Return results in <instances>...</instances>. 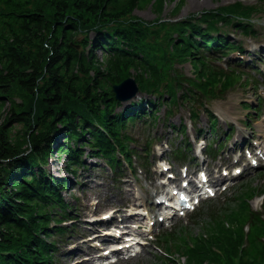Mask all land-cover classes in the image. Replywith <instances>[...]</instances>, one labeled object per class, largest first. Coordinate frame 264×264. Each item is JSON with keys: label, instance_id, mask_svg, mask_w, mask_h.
Returning <instances> with one entry per match:
<instances>
[{"label": "trees", "instance_id": "trees-1", "mask_svg": "<svg viewBox=\"0 0 264 264\" xmlns=\"http://www.w3.org/2000/svg\"><path fill=\"white\" fill-rule=\"evenodd\" d=\"M145 1L0 0V264H55L74 228L63 224L74 217L59 192L71 180L47 172L50 156L63 153L73 175L89 164L85 155L114 169L119 153L129 165L135 120L146 116L151 127L163 102L166 120L180 99L208 101L236 82L205 63L199 48H233L220 26L248 33L258 3L238 0L166 22L134 15ZM155 1L160 10L163 0ZM183 59L197 66L193 77L172 66ZM128 75L148 97L124 106L111 86ZM255 191L242 183L218 207L202 205L193 216L207 209L201 235L179 225L158 236L162 264H180L173 252L186 258L181 264H264V212L249 204Z\"/></svg>", "mask_w": 264, "mask_h": 264}, {"label": "rangeland", "instance_id": "rangeland-1", "mask_svg": "<svg viewBox=\"0 0 264 264\" xmlns=\"http://www.w3.org/2000/svg\"><path fill=\"white\" fill-rule=\"evenodd\" d=\"M235 1L238 0H163L161 9L159 10L155 5V0H146L145 2H141L140 6L135 7L134 15H138L145 20L160 17V19L170 22L176 19H182L191 14L197 16L198 13L204 10H215V8ZM241 1L247 4L258 2L260 7H264V0ZM251 27L254 32H252L251 35H246L241 28L238 29L228 24L227 36L235 42V44L241 46V51L232 52L229 56L223 58L217 53L206 59L212 68H218L219 66L223 69H229V67L239 70L243 69L244 72H241L243 78L223 96L217 98L211 97L206 101L205 97L197 95L196 101H192L194 106L198 109V116L194 121H191V111L187 104H175L171 108L173 113L169 116L168 121H166L167 123L162 122L161 119H156L155 123L149 128L145 126V123L140 119V121H135V123L130 126L129 131L139 139L138 144H135V146H138L139 152L146 153L145 151L147 149H145V144L149 134H151V137L156 136L157 139H161L153 142L152 151L149 153V160L152 163L150 171L146 172L145 170L142 171L137 168V176H133L127 166L124 165L120 167L122 174L119 177V175L110 170L103 159L97 156H90L87 158V160H89V165L85 169L79 168L77 170V177L76 175L74 177L67 171L65 155L63 153L49 159L50 162L46 165L48 173L61 177H69L75 180L74 183L69 186L59 189V192L63 198L65 197L67 201L70 202V206L76 209L74 210L75 220L78 218V220H76V232H72L69 236L65 237L63 239L64 242L59 246L58 253L55 257L56 264H92L90 261L86 262L82 260V258L80 259V256L84 255L82 250L89 247V245L86 244L88 240H85L84 236L81 237L80 233H86L87 236L91 235V230L96 226L93 220L99 218L96 216L99 212H105L116 208H119L120 212H125L127 208L134 211V203L138 205L140 210L144 207V203H146V206L150 207V212H155L157 207H153L151 201L153 197H155V188L157 185H161L160 179H157L161 171L155 164V160L160 158L165 159L166 156L173 159V167L178 169V165L181 164V161H179L177 156L168 154L173 146L172 144H174L176 149V146L179 143H183L182 140L188 136L189 146L186 153L192 156L195 147L194 140L197 139L195 128L200 127L204 132V136L198 137L206 136L209 138V111H212L218 116L219 127L223 126V129H226L225 127L228 123H233L234 125L231 129V136L224 141V145H226L225 150L223 151L222 149L217 157L212 160L214 167H211V173L221 175V173L217 171L218 164L225 161L223 159L225 156H230V154L233 153L236 145H238L237 140L241 141L239 138L248 135L249 138L255 137V140H257L258 137L260 140L264 139V127H260V123L264 118V67L258 69L253 68L254 66H260L264 56V47H258L260 44L264 43V12L261 11L260 13L254 14ZM221 28L224 29L223 26H221ZM95 53L97 56L102 57L100 51L96 50ZM252 58L254 59L252 60ZM238 60L239 62H241V60L243 61L241 65L237 64ZM249 60H252V63L245 65ZM236 65H238V68ZM172 66L177 72L187 76H194L192 75L195 73L193 70L197 68V66L194 67L191 64L189 59L175 61ZM244 80L246 83H244ZM139 96L147 97L145 93H139V95L133 99H137ZM244 100H247L252 106L258 105L259 112L254 111L249 114L247 110L241 107V103ZM128 103L129 101L125 104ZM165 109L166 105L164 103L158 106L157 114L159 118L163 117ZM247 114H249V118H246ZM244 120L249 121V123H246ZM181 123L185 124V131L183 132L178 128ZM203 157H205V155H203ZM189 161L190 159H188L187 163ZM229 162L233 163L234 160L229 159ZM134 166H138L136 161H134ZM240 175H242V177H249L252 186L264 190V166H262L260 172H255V169L248 168L244 170V175L243 173ZM217 193H220V190ZM215 203L219 205L217 202ZM250 203L253 208L262 209V198H260V195H255L250 200ZM203 212L204 213L195 221L191 219L190 222L187 221L190 212L186 211L184 215H179V217H175L170 222L166 220L164 222L167 224L169 223V225L174 222L179 225L180 220L182 224L188 222L189 232L194 235H201L203 231V228H201V221L207 217V212H205V210ZM115 214L116 217H114L113 220H120V213L117 212ZM153 219L157 221L156 225H154L155 229H157V227H166V225L159 223L157 216L153 217ZM140 220L143 222L149 221L146 218L145 220L140 218ZM132 221L129 222V224L132 227L135 226V230L142 229L141 222ZM102 226L103 224L99 225V227ZM146 237L147 235L144 236V239H146ZM140 248L141 251L135 254V256L127 260H120L118 264H162L163 259H161V257L164 255H162L163 252L160 248L155 247L154 240H147ZM173 256L180 264L186 261L184 256H180L176 252H173Z\"/></svg>", "mask_w": 264, "mask_h": 264}, {"label": "water", "instance_id": "water-1", "mask_svg": "<svg viewBox=\"0 0 264 264\" xmlns=\"http://www.w3.org/2000/svg\"><path fill=\"white\" fill-rule=\"evenodd\" d=\"M111 90L115 93V98L120 101H126L138 92L136 81L131 76H127L123 81L113 84Z\"/></svg>", "mask_w": 264, "mask_h": 264}, {"label": "bare ground", "instance_id": "bare-ground-1", "mask_svg": "<svg viewBox=\"0 0 264 264\" xmlns=\"http://www.w3.org/2000/svg\"><path fill=\"white\" fill-rule=\"evenodd\" d=\"M264 148V145H262L261 147H260V149L262 150ZM159 214V213H158ZM161 214V213H160ZM124 221H127V220H124ZM101 223H102V221H101ZM95 234H97V233H95ZM101 237L103 236V235H100ZM104 239V238H103ZM104 241H107L106 239H104ZM85 258H88V256H84ZM92 258V256L91 257H89L88 258V261H86V262H89V260ZM91 262V261H90Z\"/></svg>", "mask_w": 264, "mask_h": 264}]
</instances>
